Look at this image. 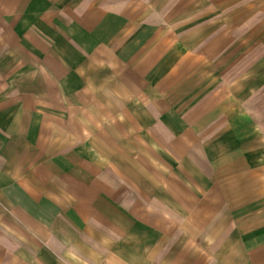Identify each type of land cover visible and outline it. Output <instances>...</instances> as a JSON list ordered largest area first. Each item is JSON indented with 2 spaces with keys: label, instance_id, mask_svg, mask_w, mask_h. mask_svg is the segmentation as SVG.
Masks as SVG:
<instances>
[{
  "label": "crops",
  "instance_id": "0c3cea01",
  "mask_svg": "<svg viewBox=\"0 0 264 264\" xmlns=\"http://www.w3.org/2000/svg\"><path fill=\"white\" fill-rule=\"evenodd\" d=\"M215 153L264 170V0H0V264H177Z\"/></svg>",
  "mask_w": 264,
  "mask_h": 264
},
{
  "label": "rangeland",
  "instance_id": "374dc122",
  "mask_svg": "<svg viewBox=\"0 0 264 264\" xmlns=\"http://www.w3.org/2000/svg\"><path fill=\"white\" fill-rule=\"evenodd\" d=\"M235 113L239 124H241V128L249 125L252 127V144L249 146L252 148L257 147L259 144L257 137L259 136L255 134V131L259 127L255 125L254 119L251 118L252 116L245 109L237 110ZM216 156L217 153L210 154L209 169L215 173L213 174L212 181L216 186L210 185L208 206L211 208L212 204L216 203L218 197L216 191H218L219 196L223 197L222 205L224 207L222 209L220 208L218 213L214 212L212 214L210 212L205 216L204 213L193 212L191 219H188V217L185 218V224L191 228V233L187 234V241L192 238L190 239L192 241V248L187 246L181 250L179 254H182L178 257V260L182 261H178L177 264H216L212 260L213 250L219 237L224 233L222 231L216 232L215 230L222 229V226L228 227L233 225L232 222L243 227L246 232L251 255L250 264H252V242L258 240V246L264 251V184H259L261 180H264V170L249 173L248 162L239 159L237 161L235 160V162L222 163L224 160L217 159ZM222 168H230L237 172L241 171L236 179L240 181V191L236 193V190L233 189L234 182L231 181L229 175L224 176L225 178L223 180L219 179ZM256 168L252 169L255 170ZM259 177L261 179L260 181ZM243 185L246 188L249 186V188L244 190ZM251 187L252 192L250 191ZM198 207L196 209H200ZM262 264H264V257Z\"/></svg>",
  "mask_w": 264,
  "mask_h": 264
}]
</instances>
